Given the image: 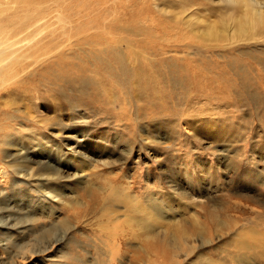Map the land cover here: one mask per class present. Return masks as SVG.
Wrapping results in <instances>:
<instances>
[{
    "label": "rangeland",
    "instance_id": "1",
    "mask_svg": "<svg viewBox=\"0 0 264 264\" xmlns=\"http://www.w3.org/2000/svg\"><path fill=\"white\" fill-rule=\"evenodd\" d=\"M243 1L70 0L5 23L26 59L0 96V264H264V32L204 36ZM51 35L72 67L46 81Z\"/></svg>",
    "mask_w": 264,
    "mask_h": 264
},
{
    "label": "bare ground",
    "instance_id": "2",
    "mask_svg": "<svg viewBox=\"0 0 264 264\" xmlns=\"http://www.w3.org/2000/svg\"><path fill=\"white\" fill-rule=\"evenodd\" d=\"M224 4L229 5L231 7L232 10H234L235 8H239L238 5H241L239 3V0H232V2H229V0H222ZM116 2V1H115ZM121 2V1H120ZM220 2V0H219ZM78 3V2H77ZM99 4V2H96ZM145 3V2H144ZM210 3V2H209ZM222 3V2H221ZM243 6H244V10H243V15H239V17H235L233 19H236V21L233 20V23H235V26L233 24V26H228L224 29H221V31H209V32H205L204 36L205 38H212L216 39L217 37L221 36V32L223 33H228L227 35L230 36L233 32H237V33H246L245 28L246 26H251L252 28H259L261 29V33L263 34L264 32V0H244L243 1ZM101 4V3H100ZM108 4V3H107ZM142 4V3H141ZM218 4V3H217ZM85 3H81L79 4V6H85ZM113 5V4H112ZM118 5V4H117ZM120 5V4H119ZM89 6V5H88ZM92 6V5H91ZM94 6V5H93ZM124 5H122L123 7ZM243 6H241L243 8ZM74 7L73 3L70 2V0H0V96L2 95V89L8 85V82L10 79H6V75H9L10 70L15 66V64L19 61V60H25L26 58H14L13 55L8 56L9 53H15V47L14 46H9L7 45L5 42H2L3 40V29L4 27H8V26H4L6 22H10L11 26H20V25H27L29 23H33L35 22L36 25L38 24V22L40 21H34V14L37 11H42L40 9H44V10H61V9H68V8H72ZM105 7V6H104ZM121 8V5L119 6ZM76 8V7H75ZM86 8V7H85ZM89 8V7H88ZM114 8V7H113ZM84 9V8H82ZM87 9V8H86ZM118 10V9H117ZM66 11V10H65ZM68 11V10H67ZM73 11V10H72ZM77 11V10H76ZM242 11V10H241ZM70 12V10L68 11ZM80 12V11H78ZM236 12V11H235ZM108 13V12H107ZM110 13V12H109ZM230 13V11H229ZM76 14V13H75ZM78 14V13H77ZM76 14V16H77ZM95 14V13H94ZM228 14V12H227ZM234 14V13H233ZM237 14V13H236ZM50 15V14H49ZM52 15V14H51ZM50 15V16H51ZM49 16V17H50ZM71 16V15H70ZM75 16V15H74ZM234 16V15H233ZM80 17V16H79ZM107 17V16H106ZM105 17V18H106ZM230 17V16H229ZM228 18V17H227ZM55 19V18H54ZM75 19V18H74ZM221 19V18H220ZM229 19V18H228ZM231 19V18H230ZM232 20V19H231ZM230 20V21H231ZM92 21V20H91ZM229 21V22H230ZM59 22L64 23L66 25V21L65 20H60ZM82 22V21H80ZM94 22V20H93ZM232 22V21H231ZM79 23V21H78ZM83 23V22H82ZM88 23V22H87ZM105 23V22H104ZM207 23V22H206ZM210 23V22H209ZM46 24V23H45ZM232 24V23H231ZM93 26V24H91ZM229 25V23H228ZM83 26V25H82ZM82 26L79 28L80 30L84 28H82ZM95 27V26H94ZM237 27V28H236ZM77 28V27H76ZM112 28V27H111ZM110 29V28H109ZM87 30V29H84ZM191 32H196L193 28H190ZM233 32H229L232 31ZM88 31V30H87ZM206 31V30H205ZM12 32V31H11ZM68 32H72V30L68 31ZM90 32V31H89ZM198 32V31H197ZM203 33V31H201ZM56 33V32H55ZM80 33V32H78ZM83 33V31H82ZM49 34V33H48ZM57 34V33H56ZM62 34H64L62 32ZM76 34V33H74ZM84 34V33H83ZM82 34V35H83ZM235 33H233L234 35ZM241 34V35H242ZM88 35V34H87ZM231 35V36H233ZM236 35V34H235ZM240 35V34H239ZM74 36V35H72ZM207 36V37H206ZM225 36V35H223ZM35 37V36H34ZM64 36L60 37V35H51L49 36L48 40L50 42H53L55 40H60L62 39ZM88 37V36H86ZM234 37V36H233ZM227 38V37H226ZM80 39H84L82 36L80 35H76L75 40L79 41ZM96 40H99V37L95 38ZM220 40V39H218ZM217 40V41H218ZM27 41V40H26ZM103 41V40H102ZM25 43V41H23ZM219 43V42H218ZM228 43V42H227ZM78 45L82 44V43H77ZM147 44V43H146ZM131 45V44H130ZM69 43H65V42H61V40L53 46H50V48H48L47 50H43L39 55L40 58H44L41 63L38 65V67H40L41 69H43V73H41V77L46 78V81H48L51 77H52V73L53 68H59V71L62 72H66V67L67 66H71L68 62L65 61V59L62 57V54L66 51H69V49H71ZM179 47V46H178ZM190 47V46H189ZM166 48V47H165ZM214 49V48H213ZM176 50L178 51H185V46H182V48H177ZM212 50V49H211ZM169 52V51H168ZM100 53V52H99ZM133 53V52H132ZM155 53V52H154ZM153 53V54H154ZM157 53V52H156ZM151 55V54H150ZM134 56L136 57V55L134 54ZM52 60H47V59H51ZM192 66V65H191ZM29 67V66H28ZM72 67V66H71ZM20 68V67H19ZM205 68V69H204ZM206 68H209L208 65L206 64H197L194 66V69H192V71H190V77L193 78L195 77V75H202V72H204L206 70ZM22 69V68H21ZM37 69V68H35ZM26 70V69H25ZM46 70H50L51 72L48 73L47 75H45ZM23 71V70H22ZM23 73V72H22ZM26 73V72H25ZM152 73V72H151ZM150 75H153L151 74ZM159 74V73H158ZM193 75V77H192ZM61 76V75H57ZM160 76V74H159ZM55 77V76H54ZM56 77V78H57ZM212 77V76H210ZM55 78V81H57ZM61 78V77H60ZM160 78V77H159ZM206 78V77H205ZM209 78V77H208ZM204 79V78H202ZM60 81V79H59ZM113 81V80H112ZM194 81V80H193ZM109 82V81H108ZM196 83L193 84L195 86L200 85L201 87L205 84V81H195ZM204 82V83H202ZM103 83V81H102ZM227 82H223V84L225 85ZM108 83L104 84V88L107 87ZM64 86V85H63ZM36 87V86H35ZM204 87V86H203ZM35 91V90H34ZM164 99V97H162ZM156 102H161L162 99L161 98H157L155 99ZM163 102V101H162ZM166 102V100H165ZM2 120V111L0 110V121ZM9 144H13V141L10 142ZM6 173V172H5ZM3 174V173H2ZM0 175H1V171H0ZM7 175V174H6ZM2 177V175L0 176ZM5 177V176H4ZM2 177V178H4ZM1 179V178H0ZM5 179H3L4 181ZM2 181V180H1ZM6 181V180H5ZM10 254V253H9Z\"/></svg>",
    "mask_w": 264,
    "mask_h": 264
},
{
    "label": "snow or ice",
    "instance_id": "3",
    "mask_svg": "<svg viewBox=\"0 0 264 264\" xmlns=\"http://www.w3.org/2000/svg\"><path fill=\"white\" fill-rule=\"evenodd\" d=\"M229 2H232V0H229Z\"/></svg>",
    "mask_w": 264,
    "mask_h": 264
}]
</instances>
